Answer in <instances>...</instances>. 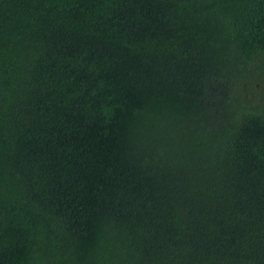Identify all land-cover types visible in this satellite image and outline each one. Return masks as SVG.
I'll return each instance as SVG.
<instances>
[{
	"label": "trees",
	"instance_id": "1",
	"mask_svg": "<svg viewBox=\"0 0 264 264\" xmlns=\"http://www.w3.org/2000/svg\"><path fill=\"white\" fill-rule=\"evenodd\" d=\"M254 80L264 0H0V264H264Z\"/></svg>",
	"mask_w": 264,
	"mask_h": 264
},
{
	"label": "rangeland",
	"instance_id": "2",
	"mask_svg": "<svg viewBox=\"0 0 264 264\" xmlns=\"http://www.w3.org/2000/svg\"><path fill=\"white\" fill-rule=\"evenodd\" d=\"M249 91V92H248ZM255 91L257 92L255 94ZM243 92V101H247L248 99H252L254 102L264 100V84L260 83L257 80H254V85H246L242 89Z\"/></svg>",
	"mask_w": 264,
	"mask_h": 264
}]
</instances>
